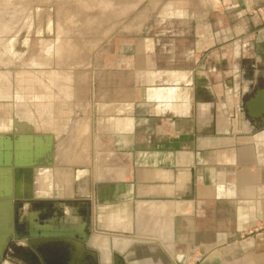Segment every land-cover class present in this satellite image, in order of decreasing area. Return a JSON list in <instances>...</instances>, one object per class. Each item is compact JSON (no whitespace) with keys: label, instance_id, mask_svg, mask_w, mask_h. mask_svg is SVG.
<instances>
[{"label":"crops","instance_id":"1","mask_svg":"<svg viewBox=\"0 0 264 264\" xmlns=\"http://www.w3.org/2000/svg\"><path fill=\"white\" fill-rule=\"evenodd\" d=\"M151 2L81 73L77 121L55 94L48 137L81 133L87 218L22 211L35 236L85 238L98 264L99 239L126 240L127 264H264V0ZM9 217L0 206V233Z\"/></svg>","mask_w":264,"mask_h":264},{"label":"rangeland","instance_id":"2","mask_svg":"<svg viewBox=\"0 0 264 264\" xmlns=\"http://www.w3.org/2000/svg\"><path fill=\"white\" fill-rule=\"evenodd\" d=\"M155 6L151 0H0V186L2 193L10 196L1 201L11 204L10 207L5 205L10 210L9 224L20 231V235L24 234L21 237L25 238V231L31 227L27 214L25 217L22 211L26 204L29 213L44 208L46 211L41 217L56 212L63 218L65 209H73L79 215L83 212L87 218V210L81 207L85 203L81 196L86 191L80 189L86 188L87 183L83 177L87 172L82 168L90 162L87 150L81 146L84 141L79 138L81 133L72 132L56 149L52 146L58 143V138L52 136V142L48 137V122L50 116L55 115V94L59 109H64L71 99L67 113L76 120L73 117L79 104L75 101L74 89L81 73L90 79L98 50L115 34L136 33L145 14ZM55 79L61 85L56 84ZM66 81L73 83L72 94H66ZM38 137L45 138L46 142L40 148L33 139ZM82 152L86 154V161L80 160ZM9 158L10 168L4 163ZM39 189L49 196L44 201L35 200L33 196ZM99 240L95 243L100 242L101 260L109 264L107 248L110 244L106 239L105 242ZM9 245L13 253H8L4 260L12 264H31L32 259L38 264L29 252L32 250L25 245L17 242ZM127 246L120 251L112 246L111 250L122 252Z\"/></svg>","mask_w":264,"mask_h":264},{"label":"flooded vegetation","instance_id":"3","mask_svg":"<svg viewBox=\"0 0 264 264\" xmlns=\"http://www.w3.org/2000/svg\"><path fill=\"white\" fill-rule=\"evenodd\" d=\"M10 229L8 228L6 231L9 232ZM69 232L68 234L74 233L73 231ZM25 233L27 236L25 238L21 237L24 234L20 235V231L13 228V232L11 231L9 235V243L3 252L2 260L8 253H13L9 244L17 242L32 250H29V252L32 253L33 259H37L38 264H98L97 255L87 250L86 239L82 236H75L74 238L43 236L41 234L35 236L32 227H30V230L27 229ZM24 241L26 242L24 243ZM3 264L10 263L4 262ZM31 264L36 263L31 259Z\"/></svg>","mask_w":264,"mask_h":264},{"label":"water","instance_id":"4","mask_svg":"<svg viewBox=\"0 0 264 264\" xmlns=\"http://www.w3.org/2000/svg\"><path fill=\"white\" fill-rule=\"evenodd\" d=\"M8 140H9V138H7ZM7 140V141H8ZM2 141V137L0 138V142ZM1 144V143H0ZM9 144V145H8ZM7 147H11L10 146V143H7ZM8 148V149H9ZM1 149H2V147H1V145H0V166L2 165V156H1ZM16 150L17 149H15V154H16ZM48 151H49V149H48ZM46 153H47V149H46ZM17 155V154H16ZM7 156H9V157H11V154H10V152H7ZM20 156H21V154H20ZM11 158H9V159H7V160H5L4 161V163H5V165L7 166V167H11L12 166V164H11V160H10ZM15 161V166H17L18 164H17V162H16V160H14ZM49 165H50V163H49ZM23 166V164L20 162V167H22ZM0 172H2L1 170H0ZM8 173L10 174V169L8 170ZM2 189H1V186H0V206H4V205H6V206H11V204L9 203H4V202H2L1 200H4V197H6V198H10V196H8V194H7V196L6 195H4L3 193H2V191H1ZM8 202H10V201H8ZM11 218H9V220H10ZM10 225V224H9ZM9 228H11V226L9 227ZM10 233H11V229H10V231L8 232V231H6V233H0V262L2 261V258H3V252H4V250H5V248H6V246L8 245V241H9V235H10ZM109 250V256H110V258L112 259V260H110V262H112V264H127L126 263V259H122L120 256H119V254H117V253H115L113 250H111V247L108 249ZM128 257V256H127ZM111 264V263H110Z\"/></svg>","mask_w":264,"mask_h":264},{"label":"bare ground","instance_id":"5","mask_svg":"<svg viewBox=\"0 0 264 264\" xmlns=\"http://www.w3.org/2000/svg\"><path fill=\"white\" fill-rule=\"evenodd\" d=\"M44 93V92H43ZM48 95V94H47ZM99 241H101V239L99 240ZM102 241H104L105 242V240L104 239H102ZM96 242H97V240H96ZM97 244V243H96ZM98 244H100V242H98ZM112 244L113 245H111V247L113 248V249H116V250H118V251H120V250H122L128 243L126 242V241H118V240H113V242H112ZM109 245V244H108Z\"/></svg>","mask_w":264,"mask_h":264},{"label":"built area","instance_id":"6","mask_svg":"<svg viewBox=\"0 0 264 264\" xmlns=\"http://www.w3.org/2000/svg\"><path fill=\"white\" fill-rule=\"evenodd\" d=\"M264 21V20H263Z\"/></svg>","mask_w":264,"mask_h":264}]
</instances>
